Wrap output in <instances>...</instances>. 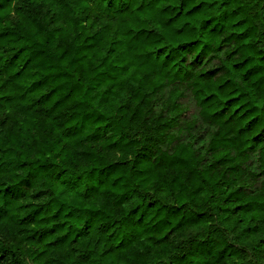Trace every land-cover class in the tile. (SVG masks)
Instances as JSON below:
<instances>
[{
	"label": "trees",
	"instance_id": "16d2710c",
	"mask_svg": "<svg viewBox=\"0 0 264 264\" xmlns=\"http://www.w3.org/2000/svg\"><path fill=\"white\" fill-rule=\"evenodd\" d=\"M0 264H264V0H0Z\"/></svg>",
	"mask_w": 264,
	"mask_h": 264
}]
</instances>
